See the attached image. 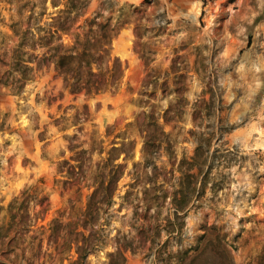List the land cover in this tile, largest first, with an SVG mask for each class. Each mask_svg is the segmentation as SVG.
Listing matches in <instances>:
<instances>
[{"label": "rangeland", "instance_id": "1", "mask_svg": "<svg viewBox=\"0 0 264 264\" xmlns=\"http://www.w3.org/2000/svg\"><path fill=\"white\" fill-rule=\"evenodd\" d=\"M99 13L126 67L118 94L75 97L53 72H34L19 96L0 89V227L27 189L49 197L46 226L82 224L101 183L97 221L81 228L85 264H193L197 248L207 251L196 264H264V0H91L72 33ZM17 20L0 1V40ZM201 134L211 138L194 170L201 200L168 235ZM40 225L31 264L55 252L45 241L37 257ZM4 241L0 264H25ZM78 260L73 245L56 264Z\"/></svg>", "mask_w": 264, "mask_h": 264}, {"label": "trees", "instance_id": "2", "mask_svg": "<svg viewBox=\"0 0 264 264\" xmlns=\"http://www.w3.org/2000/svg\"><path fill=\"white\" fill-rule=\"evenodd\" d=\"M0 1L14 5L18 13V20L10 25L12 34L4 35L0 40V66L4 68L0 71V89L5 88L11 95L19 96L24 89L23 82H27L34 72H53L75 97L90 98L120 92L126 67L119 58L112 56V42L118 35L116 29L109 24H101L102 15L99 13L78 26L80 32L72 33L78 21L85 16L91 0ZM49 4L53 12L49 10ZM137 35L141 38L139 32ZM67 37H72V41L67 40ZM195 142V156L182 165L183 169L186 168L184 177L188 183L181 184L169 204L174 220H168L167 229H164L168 235L180 231L182 225L178 222L185 217L181 215L196 208V203L201 200L197 191L201 170H194L204 164L205 147H210L211 138L201 134L195 137ZM31 192L32 189L25 190L9 204V220L0 227V239H4L5 245L12 251L21 246L23 261L31 264L27 254L36 238L30 237L28 241L29 234L32 227L41 222L42 238L37 245V257L43 255L45 241L47 251L54 248L55 252H45L44 258L49 257V260L40 264L64 261L73 245L79 251L78 264H85L88 238L81 228L85 230L97 221L101 211V183L89 197L82 224L77 221L67 222L63 216H59L46 226L43 223L51 207L49 197L42 190H36L33 195ZM32 202L37 211L35 219L31 213ZM155 229L156 237H159L160 226ZM196 251L193 264L200 261L207 248L201 251L197 248Z\"/></svg>", "mask_w": 264, "mask_h": 264}]
</instances>
